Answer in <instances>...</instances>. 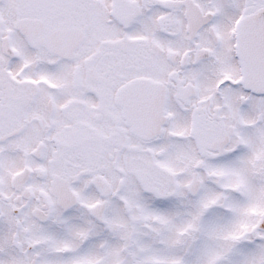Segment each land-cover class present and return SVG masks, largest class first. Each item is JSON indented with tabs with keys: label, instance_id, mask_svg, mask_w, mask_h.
I'll list each match as a JSON object with an SVG mask.
<instances>
[{
	"label": "snow or ice",
	"instance_id": "6c2138e0",
	"mask_svg": "<svg viewBox=\"0 0 264 264\" xmlns=\"http://www.w3.org/2000/svg\"><path fill=\"white\" fill-rule=\"evenodd\" d=\"M0 264H264V0H0Z\"/></svg>",
	"mask_w": 264,
	"mask_h": 264
}]
</instances>
